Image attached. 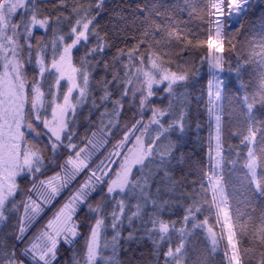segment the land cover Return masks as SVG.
Segmentation results:
<instances>
[{
  "label": "snow or ice",
  "instance_id": "snow-or-ice-1",
  "mask_svg": "<svg viewBox=\"0 0 264 264\" xmlns=\"http://www.w3.org/2000/svg\"><path fill=\"white\" fill-rule=\"evenodd\" d=\"M0 264H264V0H0Z\"/></svg>",
  "mask_w": 264,
  "mask_h": 264
},
{
  "label": "trees",
  "instance_id": "trees-1",
  "mask_svg": "<svg viewBox=\"0 0 264 264\" xmlns=\"http://www.w3.org/2000/svg\"><path fill=\"white\" fill-rule=\"evenodd\" d=\"M168 2H172V0H168ZM185 18H186V14H185ZM205 135H206V131H205V133H204Z\"/></svg>",
  "mask_w": 264,
  "mask_h": 264
}]
</instances>
